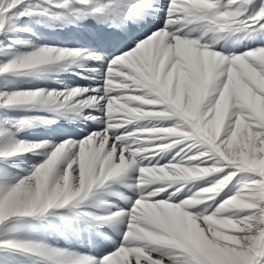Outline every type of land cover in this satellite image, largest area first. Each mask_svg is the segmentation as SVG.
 Instances as JSON below:
<instances>
[{
  "label": "snow or ice",
  "instance_id": "obj_1",
  "mask_svg": "<svg viewBox=\"0 0 264 264\" xmlns=\"http://www.w3.org/2000/svg\"><path fill=\"white\" fill-rule=\"evenodd\" d=\"M0 264H264V0H0Z\"/></svg>",
  "mask_w": 264,
  "mask_h": 264
}]
</instances>
